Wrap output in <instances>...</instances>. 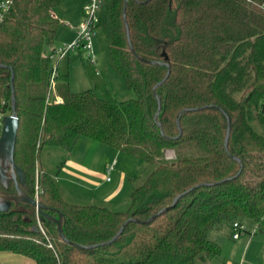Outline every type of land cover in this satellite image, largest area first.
I'll return each instance as SVG.
<instances>
[{
  "label": "trees",
  "instance_id": "16d2710c",
  "mask_svg": "<svg viewBox=\"0 0 264 264\" xmlns=\"http://www.w3.org/2000/svg\"><path fill=\"white\" fill-rule=\"evenodd\" d=\"M61 1L0 0V134L14 103L23 190L61 215L63 234L39 215L42 233L35 207L12 202L0 210V251L35 264H214L210 232L237 221L264 237V0H102L97 27L126 99L91 63L94 88L52 95L77 58L45 53ZM82 137L146 163L129 178L127 210L73 200L37 167L43 148L70 155Z\"/></svg>",
  "mask_w": 264,
  "mask_h": 264
},
{
  "label": "rangeland",
  "instance_id": "374dc122",
  "mask_svg": "<svg viewBox=\"0 0 264 264\" xmlns=\"http://www.w3.org/2000/svg\"><path fill=\"white\" fill-rule=\"evenodd\" d=\"M87 2L88 0L61 1L55 10L61 20V25L55 34L53 42L46 45L45 53L52 54L53 49L64 48L76 40L77 33L75 28L84 17L83 7ZM92 47L96 56L95 63L89 61L86 51L82 48L76 49L72 54L76 55L77 58L70 63L68 68V83L65 80H58V85L52 90V95L56 96L61 92H65L67 87L72 92H81L94 88L93 79L87 72V66L91 63L94 65L95 70L102 75V78L107 81L109 87L118 98L126 99L134 96V93L127 88L125 82L110 66L107 40L99 27H95L94 29ZM51 59L52 63L56 64L58 56H53ZM95 91L100 94V91ZM106 149L114 150L112 147L106 148L103 144H96L89 138H80L73 151L74 153H78L79 150L83 153V155L79 156L81 157L79 159H82L80 163L86 168L87 172L79 173L81 175L80 177H76V179H68L71 178V175L68 176L65 169H62L59 173L66 153L57 147L43 148L39 153L37 167L49 171L54 176L59 173V177L61 178L59 179L60 184L65 188L68 195L74 198L73 200L79 202H102L113 210L124 211L130 205V193L133 189L129 178L133 174H142L146 171V163L122 151L120 152L121 158L119 159V152H112L113 154L111 155L108 154ZM186 152L188 155H193L198 150L189 148ZM92 153H94V156ZM165 158L169 160L174 159V151L166 150ZM114 159H117L118 163L116 171L112 174V181L110 183L104 182L101 178L104 173V167L106 164H111ZM121 174L124 176L123 184H119L120 181H117ZM62 176L66 178L63 179ZM115 182H117L118 187H116ZM212 234L213 232H210L208 237H212ZM196 264L203 263L200 259H197Z\"/></svg>",
  "mask_w": 264,
  "mask_h": 264
},
{
  "label": "crops",
  "instance_id": "0c3cea01",
  "mask_svg": "<svg viewBox=\"0 0 264 264\" xmlns=\"http://www.w3.org/2000/svg\"><path fill=\"white\" fill-rule=\"evenodd\" d=\"M93 142H95L96 144L99 143L96 141H93ZM100 144H103V143H100ZM103 146H106V148H111L110 146L106 144H103ZM106 150L108 154H111V155L113 154L112 152H119L118 158L119 159L121 158L120 157L121 151L117 149H114L115 151L112 149H106ZM80 155H83V153L79 150H78V153H74L73 151L72 154L66 155L64 161L62 162L63 165L60 168L59 173L62 171V169L63 170L65 169V172L68 173L67 175L68 176L71 175L70 176L71 178H68V179H76V177H80L81 174L79 173L87 172L86 168L80 163L82 161V159H79L81 158L79 157ZM92 155L94 156V153H92ZM114 160L116 164L110 174L109 181L105 179L106 168L109 164H106L104 167V173H103V176H101L104 182L110 183L112 181V174H114V172L116 171V166L118 163L117 159H114ZM59 173L55 175V178L58 180V182H59V179H61L59 177ZM65 178L66 177H63V179ZM118 179L119 180L117 181H120L119 184H123L124 176L122 174L119 176ZM116 183L117 182H115V184ZM116 187H118V184H116ZM88 203H91V202H88ZM248 229L252 232L254 230V226L252 224H248ZM231 232L232 230L230 228V224L228 226H225V227H222L220 229H216L213 231L212 239L217 241L221 247L219 255L215 256L212 259V262L214 264H264V237L258 234L246 233V234L241 235L239 239L234 240L231 238ZM0 261L2 262V264H15V263L16 264H35V262L31 258H28L20 254L8 252V251H0ZM201 262L204 264L203 261ZM195 264H196V261H195Z\"/></svg>",
  "mask_w": 264,
  "mask_h": 264
},
{
  "label": "water",
  "instance_id": "95a60500",
  "mask_svg": "<svg viewBox=\"0 0 264 264\" xmlns=\"http://www.w3.org/2000/svg\"><path fill=\"white\" fill-rule=\"evenodd\" d=\"M13 112L5 115L2 118V129L0 134V183L7 187L10 182L14 183L15 193L5 194L0 190V210L6 211L10 208L11 203L15 204L22 201L33 205L44 218H51L56 224L58 232L62 234L61 215L58 218L51 217L45 210L47 208L36 199L30 197L23 188L26 185L24 171L15 163L14 152L16 145V136L19 126L18 116L15 114V105H12ZM229 135V128L227 129L226 142ZM158 213L149 217L148 220L154 218Z\"/></svg>",
  "mask_w": 264,
  "mask_h": 264
},
{
  "label": "built area",
  "instance_id": "2783aa9c",
  "mask_svg": "<svg viewBox=\"0 0 264 264\" xmlns=\"http://www.w3.org/2000/svg\"><path fill=\"white\" fill-rule=\"evenodd\" d=\"M102 0H88V2L83 7L84 17L81 23L75 28L77 33V38L70 44L60 49H53V53L50 57L58 56V60L64 58L67 54L74 52L76 49H83L87 53V57L91 63H95L96 56L92 47V36L94 35V29L99 23V12L101 8ZM54 77V72L52 74V81ZM115 160L109 164L106 168L105 179L110 180V174L115 167ZM36 200L37 195H36ZM37 227L44 233V229L39 220V214L36 211ZM231 238L236 240L244 234L243 226L239 222L234 221L231 225ZM51 245V244H50Z\"/></svg>",
  "mask_w": 264,
  "mask_h": 264
},
{
  "label": "flooded vegetation",
  "instance_id": "af4514ba",
  "mask_svg": "<svg viewBox=\"0 0 264 264\" xmlns=\"http://www.w3.org/2000/svg\"><path fill=\"white\" fill-rule=\"evenodd\" d=\"M7 189H8V186L7 187H4V189H1V191L4 192L5 194H13L12 192L8 191Z\"/></svg>",
  "mask_w": 264,
  "mask_h": 264
}]
</instances>
